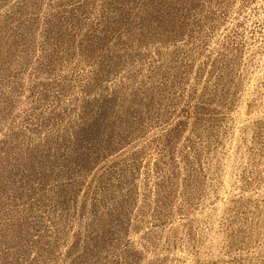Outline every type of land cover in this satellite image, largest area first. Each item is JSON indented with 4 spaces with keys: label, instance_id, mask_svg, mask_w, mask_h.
<instances>
[{
    "label": "rangeland",
    "instance_id": "rangeland-1",
    "mask_svg": "<svg viewBox=\"0 0 264 264\" xmlns=\"http://www.w3.org/2000/svg\"><path fill=\"white\" fill-rule=\"evenodd\" d=\"M0 264H264V0H0Z\"/></svg>",
    "mask_w": 264,
    "mask_h": 264
}]
</instances>
